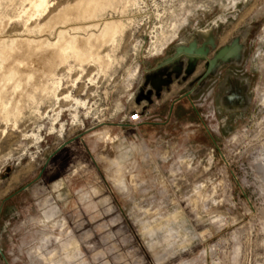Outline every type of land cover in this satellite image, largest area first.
<instances>
[{"label":"rangeland","instance_id":"1","mask_svg":"<svg viewBox=\"0 0 264 264\" xmlns=\"http://www.w3.org/2000/svg\"><path fill=\"white\" fill-rule=\"evenodd\" d=\"M35 1L0 0V264H264V0ZM191 42L201 134L151 130L138 87Z\"/></svg>","mask_w":264,"mask_h":264},{"label":"water","instance_id":"2","mask_svg":"<svg viewBox=\"0 0 264 264\" xmlns=\"http://www.w3.org/2000/svg\"><path fill=\"white\" fill-rule=\"evenodd\" d=\"M209 45L213 47L212 42L209 43ZM237 46L240 49V57L241 46L237 44V41H234L230 46L224 47L218 51L213 59L208 62V72H213L223 62L230 61V59L228 60L226 58L233 54V51ZM208 52L209 49L205 44L197 48L195 42L189 43L188 46L177 47L169 59L157 66L154 74L149 75L144 79L137 103L141 100L151 103L152 97L159 99L163 89L168 88L172 84L173 80L179 79L183 76H191L196 69L197 63L203 61Z\"/></svg>","mask_w":264,"mask_h":264},{"label":"crops","instance_id":"3","mask_svg":"<svg viewBox=\"0 0 264 264\" xmlns=\"http://www.w3.org/2000/svg\"><path fill=\"white\" fill-rule=\"evenodd\" d=\"M162 61H158L155 65V67L160 64ZM198 74L197 68L195 69L194 73L190 76L188 80H185L184 83L178 84L177 82H172V84L166 88L163 89L161 96L159 99L152 97V102L148 103L147 101L143 100L142 102L144 103V108L149 107V111L151 112V116L156 120H162V125H158V123L154 122L151 123L153 126L151 127V130H160L164 124L167 122H172L173 125L177 126L180 125L182 126L183 124H188L186 125L187 127L192 126V124L196 127H194L193 133H197L198 135L201 134L202 130V123L199 120V117L197 116L196 111L193 109L191 106V98L190 94L193 89H191L189 86L191 85V80L194 79ZM199 82L196 84L199 86ZM143 86V83L140 87H138V90L140 92L141 88ZM189 87V89L186 92H182L184 88ZM146 105V106H145ZM198 125V126H197ZM148 127V126H147ZM141 128V127H140ZM132 128V124L130 123L128 130L124 131V135H130V131ZM148 129V128H146ZM144 129V130H146ZM146 132V131H144ZM142 128L141 130H138V134L142 136L144 133ZM123 136V134H122ZM190 136L188 134L187 136V141H189ZM139 144V145H138ZM136 144V150L134 157L136 163L134 164L135 167V172L137 173L139 170L138 168L142 167V165H139V153L137 152L139 146H141V143L138 142ZM138 145V146H137ZM190 146V145H189ZM140 150H142V146L140 147ZM142 156V155H141ZM116 162L111 160V164L115 165Z\"/></svg>","mask_w":264,"mask_h":264},{"label":"bare ground","instance_id":"4","mask_svg":"<svg viewBox=\"0 0 264 264\" xmlns=\"http://www.w3.org/2000/svg\"><path fill=\"white\" fill-rule=\"evenodd\" d=\"M32 2H33V1H32ZM44 4H45V0H38V1H35V2H34L33 7L36 8V9H38V8H43ZM74 9H77V10H78L77 7L74 8ZM63 51H65V50H64L62 47H60V48L58 49L57 54H58V57H59V58H62V57H63V55H62V53H64ZM104 137L106 138V134L104 135Z\"/></svg>","mask_w":264,"mask_h":264},{"label":"built area","instance_id":"5","mask_svg":"<svg viewBox=\"0 0 264 264\" xmlns=\"http://www.w3.org/2000/svg\"><path fill=\"white\" fill-rule=\"evenodd\" d=\"M140 117L141 115L138 111H134L129 115V122L132 124L133 127L136 128L141 123Z\"/></svg>","mask_w":264,"mask_h":264},{"label":"flooded vegetation","instance_id":"6","mask_svg":"<svg viewBox=\"0 0 264 264\" xmlns=\"http://www.w3.org/2000/svg\"><path fill=\"white\" fill-rule=\"evenodd\" d=\"M187 78H189V77H187Z\"/></svg>","mask_w":264,"mask_h":264}]
</instances>
